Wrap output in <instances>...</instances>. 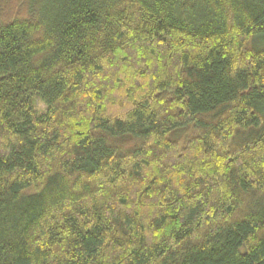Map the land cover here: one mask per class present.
<instances>
[{"label": "trees", "instance_id": "16d2710c", "mask_svg": "<svg viewBox=\"0 0 264 264\" xmlns=\"http://www.w3.org/2000/svg\"><path fill=\"white\" fill-rule=\"evenodd\" d=\"M0 264H264V0H0Z\"/></svg>", "mask_w": 264, "mask_h": 264}, {"label": "rangeland", "instance_id": "374dc122", "mask_svg": "<svg viewBox=\"0 0 264 264\" xmlns=\"http://www.w3.org/2000/svg\"><path fill=\"white\" fill-rule=\"evenodd\" d=\"M127 72L130 73L128 77H130V76H134V70H127ZM149 77H150V76H149ZM44 106H45V105H44L42 102H39V103H38V108H39L40 110L43 109Z\"/></svg>", "mask_w": 264, "mask_h": 264}]
</instances>
